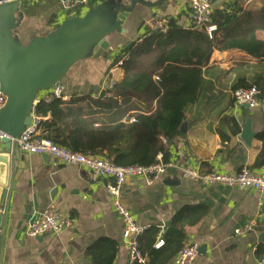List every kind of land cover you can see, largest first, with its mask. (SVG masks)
I'll return each instance as SVG.
<instances>
[{
    "label": "crops",
    "instance_id": "1",
    "mask_svg": "<svg viewBox=\"0 0 264 264\" xmlns=\"http://www.w3.org/2000/svg\"><path fill=\"white\" fill-rule=\"evenodd\" d=\"M102 1L88 0L87 6L70 11L62 8L60 0L24 3L20 39L26 42L32 37L44 36L65 20L83 16ZM233 1L211 0L214 15ZM239 1L242 12H257L264 5L263 0ZM149 2L156 4L158 0ZM153 17L177 19L183 29H191L188 0H164L153 9H138L124 25V34L109 37L113 51L109 60L87 59L72 68L63 84V101L75 94L95 100L109 98V84L119 82L124 75L122 62L113 65L114 57L129 43L142 40L148 32L145 23ZM195 33L205 91L201 92L200 101L186 112L185 131L167 145L170 166L165 174L148 186L141 180L128 179L122 190V202L138 226L160 229L156 243L162 240L170 221L183 208H205V217L195 226L185 228L184 245L198 246V257L192 264H260L264 254L258 255L257 251L264 249V196L253 190L243 192L223 185L203 187L184 178L180 169L189 166L201 174H236L242 169L255 174L264 171V164L255 165L262 149L257 136L264 134V100L257 108H244L236 105L233 98L236 85H252L264 76V60L240 49H214L208 54L205 33ZM257 34L264 40L263 31ZM103 89L106 92L100 98ZM118 104L126 111V118L145 111L139 102L118 100ZM226 119H234L241 131L245 120L250 119L255 133L250 146L241 141L240 135L230 136ZM26 156L28 169L22 171L10 197L3 264H91L86 253L101 240L117 244L113 264H131L123 238L124 225L112 208L104 188L105 180L94 182L85 168L62 164L54 157ZM50 208L68 216L72 227L59 235H46L39 242L28 236L27 230L33 220ZM3 210L4 207L0 212ZM251 221L255 225L250 231L235 233ZM168 264H175V257Z\"/></svg>",
    "mask_w": 264,
    "mask_h": 264
},
{
    "label": "trees",
    "instance_id": "2",
    "mask_svg": "<svg viewBox=\"0 0 264 264\" xmlns=\"http://www.w3.org/2000/svg\"><path fill=\"white\" fill-rule=\"evenodd\" d=\"M167 21L166 34L148 31L141 41L129 43L114 57L113 65L122 62L124 75L107 89L109 98L95 100L75 94L68 101L61 98L40 101L35 108L36 116L41 119L40 137L119 167L149 166L159 154L167 163V145L181 136L186 112L200 101L206 87L202 59L195 48V31L183 29L177 19ZM212 23L216 26L212 38L205 34L208 54L214 49H240L264 60V40L257 34L264 32V5L257 12H242L240 1L234 0L215 13ZM252 85L260 90V99L264 100V76ZM249 86L241 83L234 91ZM118 100L142 103L145 111L126 118V111L121 110ZM226 122L230 136L237 138L240 126L234 119ZM257 138L262 142V149L255 165H263L264 134ZM206 214L205 208H183L162 234L163 246L158 250L154 245L160 229L147 228L138 239L147 264H168L184 246L185 228L195 226ZM117 251L116 243L101 240L86 254L91 264H113ZM257 254H264V249L260 248Z\"/></svg>",
    "mask_w": 264,
    "mask_h": 264
},
{
    "label": "water",
    "instance_id": "3",
    "mask_svg": "<svg viewBox=\"0 0 264 264\" xmlns=\"http://www.w3.org/2000/svg\"><path fill=\"white\" fill-rule=\"evenodd\" d=\"M163 2L103 0L83 16L69 18L48 34L32 37L26 42L19 34L24 19L22 3L0 6V89L6 97L0 111V130L18 140L31 126L35 100L63 85L78 63L87 59L109 60L113 55L109 37L115 33L124 34V25L138 9H153ZM105 92L106 89L101 91L100 98ZM185 129L186 123L181 125L180 132ZM254 137L251 121L246 119L240 139L250 146ZM26 160V154L16 142L0 139V210L4 207L0 212V264L4 262L10 197L22 171L28 169ZM43 238L35 239L40 242Z\"/></svg>",
    "mask_w": 264,
    "mask_h": 264
},
{
    "label": "built area",
    "instance_id": "4",
    "mask_svg": "<svg viewBox=\"0 0 264 264\" xmlns=\"http://www.w3.org/2000/svg\"><path fill=\"white\" fill-rule=\"evenodd\" d=\"M38 0H0V6L10 3H28ZM62 8L70 11L78 7L87 6L88 0H60ZM247 1V0H246ZM190 10L191 29L198 32H204L209 38H212L216 31V26L212 23L214 9L211 0H188ZM145 26L148 31L160 32L166 34L168 30V21L161 17L149 19ZM112 84H109L111 88ZM260 90L251 85L248 88H239L233 92V98L236 105H246L249 108H257L261 104ZM63 85L52 91L43 93V96L35 100L31 114L32 123L27 127L18 140L7 135L0 130V139H9L16 142L19 149L26 154L54 157L62 164H72L85 168L92 181L99 179L105 180L104 188L111 199L113 210L118 214L124 225L123 238L129 254L131 264H147V257L141 252L139 246V237L146 228L136 224L132 214L122 202L123 187L128 179H138L144 185H150L155 179L165 174L170 164L163 161V156L159 154L155 162L149 166H127L119 167L110 162L90 155L72 152L64 147L54 144L52 141L40 137L39 122L40 118L35 114L37 104L44 100L57 98L64 100ZM6 97L0 89V111L4 107ZM184 178L203 186L223 185L236 188L240 191L253 190L264 196V171L255 174L248 169H242L236 174H226L220 172H210L201 174L198 169L186 166L180 169ZM254 221H251L246 227L235 231L236 234H244L254 227ZM72 227V220L54 208L48 209L40 218L33 220L27 230V235L36 238L46 235H59ZM163 245L159 240L155 248ZM198 257V246L196 244H185L175 257V264H192ZM264 264V258L260 261Z\"/></svg>",
    "mask_w": 264,
    "mask_h": 264
}]
</instances>
